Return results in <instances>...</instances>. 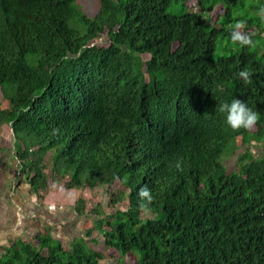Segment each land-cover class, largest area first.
I'll return each instance as SVG.
<instances>
[{"label": "trees", "instance_id": "1", "mask_svg": "<svg viewBox=\"0 0 264 264\" xmlns=\"http://www.w3.org/2000/svg\"><path fill=\"white\" fill-rule=\"evenodd\" d=\"M78 1L0 0V127L20 174L35 191L78 192L75 215L97 218L85 236L120 260L264 264V0H195L198 12L189 0H96L92 17ZM238 20L254 46L216 56ZM233 99L260 113L252 129L227 125L218 105ZM115 182L126 194L109 195L111 210H87L82 192ZM145 186L151 219L138 208ZM66 240L43 226L2 246L0 264H100L83 236Z\"/></svg>", "mask_w": 264, "mask_h": 264}, {"label": "crops", "instance_id": "2", "mask_svg": "<svg viewBox=\"0 0 264 264\" xmlns=\"http://www.w3.org/2000/svg\"><path fill=\"white\" fill-rule=\"evenodd\" d=\"M10 132L9 138H0V252L9 241L27 240L43 226L72 240L78 232L76 225L80 220L71 208L74 200L66 194L69 191L61 186L51 187L50 183L47 189L35 191L20 174L11 129ZM50 204L63 205V208L49 211L47 206Z\"/></svg>", "mask_w": 264, "mask_h": 264}, {"label": "rangeland", "instance_id": "3", "mask_svg": "<svg viewBox=\"0 0 264 264\" xmlns=\"http://www.w3.org/2000/svg\"><path fill=\"white\" fill-rule=\"evenodd\" d=\"M195 3H196L195 0H189L186 3L188 10L198 12L199 10L196 7ZM78 4L80 5L82 12L84 14L90 16V17L95 15V13L97 12L98 5H97L96 0H79ZM176 11H177L176 7L174 9H171V7H168L166 9V12H168V13L176 12ZM222 13H223L222 6H216L215 9L209 15V19H210L209 22L214 23L215 20L218 19L220 14H222ZM233 25L234 24H230L229 28L232 29ZM105 39H106V37H105L104 33L102 35H100V38L97 41V44L99 47L106 46ZM234 47H235V44H233L231 42V39H229V38H223V39L218 38L217 42H216V49L214 51V54L216 56L222 55L224 53L225 48L231 49ZM147 58H148V56H143L144 60H146ZM0 101H2L1 95H0ZM1 129L2 130H0V138H2V139H6L7 137L9 138V134L11 135L10 129L8 127H6L5 125H3V127ZM237 144L239 145V143H237ZM253 150L256 152L254 155L257 157V153L258 152L260 153L262 148L257 145V147L253 148ZM241 152H242V147L239 146L236 154L225 157V159L223 160V164H224L227 172L235 170L236 156H237V154H239ZM47 164H48V162H47ZM106 189L107 190H105V187L100 186V187H96L95 189L90 191V193H89V191L82 192V195H84L83 197L86 199V202H87V204H86L87 210H90L92 207H95L104 213H108L111 210V207L109 205V195L111 193L113 194V193H117V192H121L122 194H126V190L118 182L113 183L110 187H108ZM56 190L58 191V189H56ZM77 195H78V192L75 193V197ZM74 199L70 198V200H74ZM126 203L127 202H123L120 205H117L116 208L125 209ZM88 214H89V216H87L86 218H83V219L80 218L79 219L80 221L76 225V229L78 232L75 233V235H76L75 237L81 238V236H83V239H85L84 241L88 243L90 248H92L93 250H95V251H97L103 255V258L99 261V263L101 261H103L104 264H134L135 262H134L133 257L127 256L124 258V260H120L116 251H114L113 249L105 248L103 243H102V237L100 235H98L96 232H94V234H93V235H95L94 237L97 239L96 244L93 242H90V240L85 236V231L91 226L90 221H93L94 219L97 220V218H92V216L89 212H88ZM66 239H68V240H66V243L68 244L70 242V239L69 238H66Z\"/></svg>", "mask_w": 264, "mask_h": 264}, {"label": "clouds", "instance_id": "4", "mask_svg": "<svg viewBox=\"0 0 264 264\" xmlns=\"http://www.w3.org/2000/svg\"><path fill=\"white\" fill-rule=\"evenodd\" d=\"M257 15L264 21V6L259 8ZM247 28V21L246 20H238L233 26L232 31L230 33V39L233 44H239L241 46H254V41L252 39V33L246 31ZM239 77L243 79L245 84H250L252 82L251 77L252 73L247 70H241L238 73ZM218 110L221 113H226V123L229 127L233 130L245 129L250 130L252 129L258 122L260 118V113L258 111H253L245 102H242L239 99H233L231 103H222L218 105ZM177 170H182L181 162L178 160L175 164ZM49 175V170L46 173ZM51 187L53 183H50ZM49 186V185H48ZM62 188V187H61ZM47 189V188H46ZM63 190H65L63 188ZM42 191V190H38ZM76 191H69L66 194L69 195L70 198H75ZM138 197L140 203L138 205L139 211L146 219L153 218V209L151 207L153 203V196L151 190L145 186L141 188L138 192ZM54 205L55 210H49L48 206ZM47 206L49 211H56L63 208V205H55L50 204ZM80 219V218H79ZM100 264H104L103 261Z\"/></svg>", "mask_w": 264, "mask_h": 264}, {"label": "built area", "instance_id": "5", "mask_svg": "<svg viewBox=\"0 0 264 264\" xmlns=\"http://www.w3.org/2000/svg\"><path fill=\"white\" fill-rule=\"evenodd\" d=\"M48 209L49 210H55V206L54 205H50V206H48Z\"/></svg>", "mask_w": 264, "mask_h": 264}]
</instances>
